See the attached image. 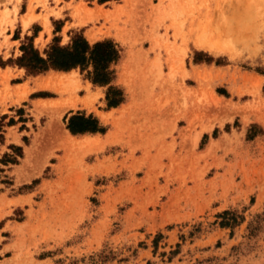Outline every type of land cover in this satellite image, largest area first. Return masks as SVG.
I'll return each mask as SVG.
<instances>
[{
  "label": "rangeland",
  "instance_id": "rangeland-1",
  "mask_svg": "<svg viewBox=\"0 0 264 264\" xmlns=\"http://www.w3.org/2000/svg\"><path fill=\"white\" fill-rule=\"evenodd\" d=\"M13 1L0 0V66L17 77L37 30L40 54L54 36L109 40L123 101L107 108L89 68L22 69L12 83L38 90L23 100L30 88L3 76L1 124L23 152L0 166V264H264V0H80L72 25L59 0ZM108 110L102 133L65 128L70 111Z\"/></svg>",
  "mask_w": 264,
  "mask_h": 264
},
{
  "label": "trees",
  "instance_id": "trees-1",
  "mask_svg": "<svg viewBox=\"0 0 264 264\" xmlns=\"http://www.w3.org/2000/svg\"><path fill=\"white\" fill-rule=\"evenodd\" d=\"M58 32L59 28H55L53 35ZM32 39L33 35L24 38V42L19 46L20 55L13 62L24 70L26 76H37L48 71L69 72L74 69L81 73L89 68L86 79L92 85L106 87V107L114 108L122 103L121 91L111 85L114 79L111 66L119 58L118 50L111 41L103 40L89 44L81 34H73L68 42L61 46L59 38L54 36L40 54L33 47ZM7 63H10V60ZM65 128L71 135L102 132L94 117L83 114L69 116Z\"/></svg>",
  "mask_w": 264,
  "mask_h": 264
},
{
  "label": "crops",
  "instance_id": "crops-1",
  "mask_svg": "<svg viewBox=\"0 0 264 264\" xmlns=\"http://www.w3.org/2000/svg\"><path fill=\"white\" fill-rule=\"evenodd\" d=\"M83 3H91L90 1H87V0H81ZM91 1H94V6H85L86 9H94V8H99L100 6L104 5L105 3H111L112 0H100L99 2H96L95 0H91ZM27 1L24 0V3H26ZM79 3H80V0H59L56 4V9L57 10H60V15H63L65 17H69L70 19L67 20L68 24L72 25L74 24L73 22V19H72V14L74 12V8H76L77 6H79ZM93 3V2H92ZM14 4V1L12 0V2L10 3V5H7V10L8 11H11V8H12V5ZM50 6V4H49ZM51 8H53L52 6H50ZM1 9V8H0ZM20 9V4L19 5H16V19H15V24L17 25V27L21 28V25H20V18L23 17L25 14H26V10L24 8L23 12L19 11ZM39 11V8H36V10L34 11V15L36 16L37 13ZM49 19V18H48ZM54 20H58V18H53ZM38 26V23L36 21H30L29 25L25 28V34L29 33L28 30L32 27V26ZM84 27V26H83ZM86 27H89L88 25H86ZM86 30V29H85ZM88 30H86L87 32ZM40 32V30H37L35 33H33V39L36 38V35L37 33ZM85 32V33H86ZM89 32V31H88ZM87 32V33H88ZM4 37L5 38H8V43L9 44H12L11 47H10V50L13 49V44L15 42L18 41V38H13L11 35V33H9V29H5V32H4ZM102 38L99 37L97 39H95L93 42L95 41H98ZM0 42H1V38H0ZM3 49L0 50V54L2 53ZM16 67V66H15ZM16 72H18V76L17 77H14V73H13V68L10 67V66H0V80H2L3 76H6V75H10L7 79V85L9 88H15V87H24L25 85H27L29 87V84L27 83L28 81H25L23 79H21L20 81L18 82H15V83H12V79L13 78H19L23 72V70L21 68H18L16 67ZM39 75H37L36 77L34 78H39L38 77ZM32 78V79H34ZM30 88V87H29ZM38 90H35V89H32L30 88L29 90L27 89V91L24 93L23 97H22V100L29 97L30 95H33L34 93H36ZM30 100L32 99H42V98H32L30 97L29 98ZM121 105V103H120ZM119 105V106H120ZM119 106H116V108H111V111H115L119 108ZM108 113H110V111H102V112H99L97 111V114H94V113H91V112H68L67 114L68 115H74V114H83L84 116H92L94 117L97 122H98V127L102 128L100 125L99 122H102V120L99 118V115H107ZM5 114L2 112V108H1V105H0V161H1V158L3 159L1 162H0V166L2 165H14V162L15 160L14 159H21V154L23 152V150L21 149V147H19L18 145V140L20 139L18 136L16 137L15 141H9L8 139H6V131L7 129L9 128H13L14 127V123H9V124H5V125H2L1 123L4 121L5 119ZM18 124L21 125V128L18 129V133H20V131L22 129H24V125H25V120L24 118L22 117V115L20 114L19 115V119L17 121ZM100 124V125H99ZM99 133H102V132H96V133H84V134H77L76 136H85V135H95V134H99ZM71 135V134H69ZM72 136V135H71ZM24 147L25 144H23ZM17 149V150H16ZM16 150L15 153H13L12 155H8L6 154L7 151H14ZM14 160V161H12ZM3 163V164H2ZM2 164V165H1ZM4 167V166H2ZM1 184V183H0Z\"/></svg>",
  "mask_w": 264,
  "mask_h": 264
},
{
  "label": "bare ground",
  "instance_id": "bare-ground-1",
  "mask_svg": "<svg viewBox=\"0 0 264 264\" xmlns=\"http://www.w3.org/2000/svg\"><path fill=\"white\" fill-rule=\"evenodd\" d=\"M4 14L1 15V21H4ZM200 47V46H199ZM212 51V50H211Z\"/></svg>",
  "mask_w": 264,
  "mask_h": 264
}]
</instances>
